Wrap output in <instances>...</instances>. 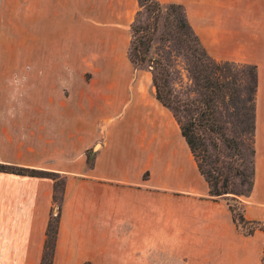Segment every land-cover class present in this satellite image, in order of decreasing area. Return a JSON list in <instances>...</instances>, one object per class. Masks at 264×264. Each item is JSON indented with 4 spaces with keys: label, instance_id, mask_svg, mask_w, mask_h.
I'll return each instance as SVG.
<instances>
[{
    "label": "crops",
    "instance_id": "1",
    "mask_svg": "<svg viewBox=\"0 0 264 264\" xmlns=\"http://www.w3.org/2000/svg\"><path fill=\"white\" fill-rule=\"evenodd\" d=\"M248 39V51L235 60L257 70L254 178L241 202L245 221L259 227L246 234L228 201L209 195L179 125L155 92L152 106L133 96L126 107H114L109 122H94L103 113L85 95L77 116L72 111L51 124L60 136L70 131L69 141L61 137L56 149L38 151L45 161L31 166L64 179L51 264H264V33ZM0 174L23 180L0 181V264H41L49 217L58 213L53 183Z\"/></svg>",
    "mask_w": 264,
    "mask_h": 264
},
{
    "label": "rangeland",
    "instance_id": "2",
    "mask_svg": "<svg viewBox=\"0 0 264 264\" xmlns=\"http://www.w3.org/2000/svg\"><path fill=\"white\" fill-rule=\"evenodd\" d=\"M156 1L187 8L208 53L219 62L247 65L236 61L248 51V35L264 33V0ZM138 11L137 0H0L1 165L32 169L44 162L39 152L54 149L70 132L60 136L51 124L60 125L72 111L77 116L85 95L91 108L103 113L94 122L113 120L114 107H126L133 96L152 106L150 71L128 59L130 26ZM171 51L156 43L151 56L169 60L173 89L188 96L192 81L185 59ZM165 113L160 108V117ZM86 158L92 162L91 150ZM44 179L53 183L59 206L64 179L60 174ZM0 181L23 184L13 175L0 174ZM243 198L236 197L240 203Z\"/></svg>",
    "mask_w": 264,
    "mask_h": 264
},
{
    "label": "trees",
    "instance_id": "3",
    "mask_svg": "<svg viewBox=\"0 0 264 264\" xmlns=\"http://www.w3.org/2000/svg\"><path fill=\"white\" fill-rule=\"evenodd\" d=\"M137 2L139 11L130 26L128 59L135 68L146 67L150 71L155 98L179 125L197 169L208 185L209 195L227 200L235 222L250 235L259 225L245 221L242 203L236 197H247L253 186L256 67L216 61L190 25L182 5H163L156 0ZM156 43L168 44L170 53L184 57L192 81L190 95L182 97L183 93L173 89L169 60L151 56ZM87 164H92L89 159ZM249 164L251 169L247 173ZM0 172L35 178L58 175L1 164ZM244 186L246 191L242 190ZM63 187L64 181L58 213L49 217L41 264L52 263ZM229 195L234 197L231 199ZM236 208L239 210L235 211Z\"/></svg>",
    "mask_w": 264,
    "mask_h": 264
}]
</instances>
